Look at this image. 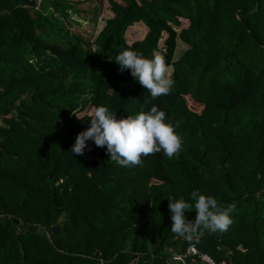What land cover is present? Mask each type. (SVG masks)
Segmentation results:
<instances>
[{
  "label": "trees",
  "instance_id": "trees-1",
  "mask_svg": "<svg viewBox=\"0 0 264 264\" xmlns=\"http://www.w3.org/2000/svg\"><path fill=\"white\" fill-rule=\"evenodd\" d=\"M31 1L0 0V264H189L192 245L264 264V0H104L94 35L72 28L81 1ZM122 49L160 55L170 93L153 100L121 72ZM101 105L117 118L158 106L180 152L134 167L91 140L72 153ZM193 190L235 205L226 230L171 231L167 198L193 205L191 221Z\"/></svg>",
  "mask_w": 264,
  "mask_h": 264
},
{
  "label": "clouds",
  "instance_id": "clouds-1",
  "mask_svg": "<svg viewBox=\"0 0 264 264\" xmlns=\"http://www.w3.org/2000/svg\"><path fill=\"white\" fill-rule=\"evenodd\" d=\"M115 62L121 72L130 70L132 77L150 93L153 100L170 93L173 80L160 55L147 58L143 53L122 49ZM148 103L146 98L145 104ZM89 120L90 126L77 134L70 149L76 155H84L87 141L91 140L96 147L106 148L111 161L122 167H134L141 163L142 157L163 152L166 157L172 158L181 150L180 136L173 124L166 122L165 112L156 105H151L147 111L142 106L138 113L123 118H117L115 113L101 105L93 109ZM190 195L195 202V218L191 221L186 219L185 212L190 211L193 205L183 198H167L173 233L190 239L197 233L228 228L235 205L222 207L214 197L199 190H193Z\"/></svg>",
  "mask_w": 264,
  "mask_h": 264
},
{
  "label": "rangeland",
  "instance_id": "rangeland-1",
  "mask_svg": "<svg viewBox=\"0 0 264 264\" xmlns=\"http://www.w3.org/2000/svg\"><path fill=\"white\" fill-rule=\"evenodd\" d=\"M41 0L37 1L39 4ZM73 1V0H71ZM81 1L82 3L76 7L79 10V13L85 17L87 20H83L76 13H70V21L77 22L79 25L71 26L72 28H76L75 30H79L80 32H84L89 35H94L98 24L95 23V18L98 12L101 13V17L108 16L107 5L104 6V0H75ZM69 25V24H68ZM179 57V53H177V58Z\"/></svg>",
  "mask_w": 264,
  "mask_h": 264
},
{
  "label": "built area",
  "instance_id": "built-area-1",
  "mask_svg": "<svg viewBox=\"0 0 264 264\" xmlns=\"http://www.w3.org/2000/svg\"><path fill=\"white\" fill-rule=\"evenodd\" d=\"M186 256H196L201 259L202 262L205 264H217L213 259H211L209 256L201 254L199 250L194 246H190L187 251ZM186 256H177L175 257V260L178 262H185V257Z\"/></svg>",
  "mask_w": 264,
  "mask_h": 264
},
{
  "label": "water",
  "instance_id": "water-1",
  "mask_svg": "<svg viewBox=\"0 0 264 264\" xmlns=\"http://www.w3.org/2000/svg\"><path fill=\"white\" fill-rule=\"evenodd\" d=\"M26 5H28V6H32V7H37V6H38V3H37L36 0H33V1H31V2H27ZM8 222H9V219H8V218L4 219V223H8ZM14 222H15L16 224H20L21 228H22L23 230H25V231L37 232L38 234H40V233L42 232V228H41V227H39V228H36V227H30V226H28V225H25V224L20 223V221L17 220V219H15ZM58 231H59V228H55V229H54V232H58Z\"/></svg>",
  "mask_w": 264,
  "mask_h": 264
},
{
  "label": "crops",
  "instance_id": "crops-1",
  "mask_svg": "<svg viewBox=\"0 0 264 264\" xmlns=\"http://www.w3.org/2000/svg\"><path fill=\"white\" fill-rule=\"evenodd\" d=\"M183 264H184V263H183ZM189 264H205V263L202 262V261H197V260L193 259L192 262L189 263Z\"/></svg>",
  "mask_w": 264,
  "mask_h": 264
}]
</instances>
